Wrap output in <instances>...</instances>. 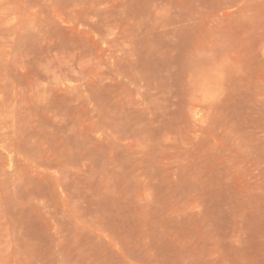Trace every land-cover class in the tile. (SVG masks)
Returning a JSON list of instances; mask_svg holds the SVG:
<instances>
[{"label":"rangeland","instance_id":"374dc122","mask_svg":"<svg viewBox=\"0 0 264 264\" xmlns=\"http://www.w3.org/2000/svg\"><path fill=\"white\" fill-rule=\"evenodd\" d=\"M0 264H264V0H0Z\"/></svg>","mask_w":264,"mask_h":264}]
</instances>
